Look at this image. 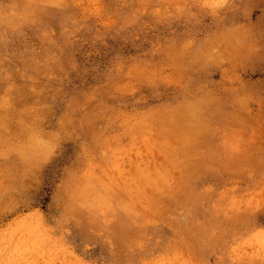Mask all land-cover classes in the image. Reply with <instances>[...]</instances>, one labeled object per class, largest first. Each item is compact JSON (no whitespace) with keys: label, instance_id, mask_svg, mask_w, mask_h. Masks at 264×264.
I'll return each mask as SVG.
<instances>
[{"label":"rangeland","instance_id":"rangeland-1","mask_svg":"<svg viewBox=\"0 0 264 264\" xmlns=\"http://www.w3.org/2000/svg\"><path fill=\"white\" fill-rule=\"evenodd\" d=\"M0 264H264V0H0Z\"/></svg>","mask_w":264,"mask_h":264}]
</instances>
